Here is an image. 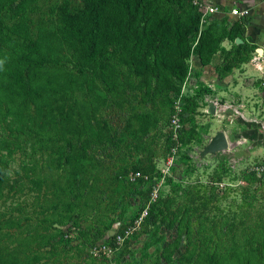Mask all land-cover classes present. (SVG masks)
Segmentation results:
<instances>
[{
    "label": "rangeland",
    "instance_id": "1",
    "mask_svg": "<svg viewBox=\"0 0 264 264\" xmlns=\"http://www.w3.org/2000/svg\"><path fill=\"white\" fill-rule=\"evenodd\" d=\"M178 2L183 17L187 6ZM34 4L27 17L47 26L59 17L82 21L87 8V0ZM216 7L198 24L213 44L209 62L190 54L173 92L146 95L144 78L125 74L130 88L115 95L119 119L110 100L99 107L106 139L85 150L82 171L68 169L58 142L32 149L31 137H21L22 148L0 165V250L23 264H264V43L255 40L264 5L256 0L243 23L249 39L233 40L223 36L236 31L230 3ZM237 44L238 58L225 70ZM219 131L226 149L205 151ZM198 183L207 187L204 205L190 199ZM7 218L18 222L2 226Z\"/></svg>",
    "mask_w": 264,
    "mask_h": 264
},
{
    "label": "trees",
    "instance_id": "2",
    "mask_svg": "<svg viewBox=\"0 0 264 264\" xmlns=\"http://www.w3.org/2000/svg\"><path fill=\"white\" fill-rule=\"evenodd\" d=\"M163 1L165 7L154 0H87L82 21L59 17L47 26L27 17L26 12L35 8L34 0H0V165H7L22 148L25 135L31 137L32 149H51L58 142L68 169L80 172L85 150L106 139L97 117L99 107L110 100L114 117L119 119L115 95L118 88H130L125 74L144 78L146 95L163 89L173 92L185 76L190 54L197 55L202 65L209 62L213 44L205 30L198 32L199 11L183 0L187 7L182 17L180 5L175 6L178 0ZM247 17L236 18V31L223 36L242 38ZM239 47L234 45L230 56L226 52L229 64L225 70L238 58ZM95 80L104 96L95 92ZM135 88L140 89L139 83ZM2 170L0 192L5 178ZM206 188L198 183L191 202L204 205L200 192ZM212 196L210 191L206 200ZM149 212L151 208L146 215ZM17 222L18 218H7L2 226ZM22 238L28 244V234ZM0 264L23 262L11 249L2 248ZM235 264L250 263L244 259Z\"/></svg>",
    "mask_w": 264,
    "mask_h": 264
},
{
    "label": "built area",
    "instance_id": "3",
    "mask_svg": "<svg viewBox=\"0 0 264 264\" xmlns=\"http://www.w3.org/2000/svg\"><path fill=\"white\" fill-rule=\"evenodd\" d=\"M199 11L198 24H202L206 17L215 15L218 11L216 5L207 4L204 0H187ZM264 3V0H262ZM227 14L235 18L247 17L250 15V9L246 6L231 5L227 8Z\"/></svg>",
    "mask_w": 264,
    "mask_h": 264
},
{
    "label": "crops",
    "instance_id": "4",
    "mask_svg": "<svg viewBox=\"0 0 264 264\" xmlns=\"http://www.w3.org/2000/svg\"><path fill=\"white\" fill-rule=\"evenodd\" d=\"M204 1L207 4H210V5H218V6H222L223 7V5H226L227 3H230V6H231V3L233 1H235V0H204ZM238 1H240V5L246 6V7H248L250 9V15L249 16H252L255 13V11H257V8L255 10V7H254V4H256V0H238ZM263 5H264V3H263ZM262 17H264V13L263 12H262ZM245 35L246 34H244L242 36L244 37ZM244 38L249 39V37H244ZM255 40L257 42L264 43V30H262V29L259 30V32L256 34ZM241 90L244 91L245 89H241Z\"/></svg>",
    "mask_w": 264,
    "mask_h": 264
},
{
    "label": "water",
    "instance_id": "5",
    "mask_svg": "<svg viewBox=\"0 0 264 264\" xmlns=\"http://www.w3.org/2000/svg\"><path fill=\"white\" fill-rule=\"evenodd\" d=\"M208 111L212 113L214 111V106L212 103L208 104ZM228 146V140L224 132L219 131L215 135H213L208 143L205 146V151L213 152L219 149H225Z\"/></svg>",
    "mask_w": 264,
    "mask_h": 264
},
{
    "label": "clouds",
    "instance_id": "6",
    "mask_svg": "<svg viewBox=\"0 0 264 264\" xmlns=\"http://www.w3.org/2000/svg\"><path fill=\"white\" fill-rule=\"evenodd\" d=\"M0 64H2V62H0Z\"/></svg>",
    "mask_w": 264,
    "mask_h": 264
},
{
    "label": "bare ground",
    "instance_id": "7",
    "mask_svg": "<svg viewBox=\"0 0 264 264\" xmlns=\"http://www.w3.org/2000/svg\"><path fill=\"white\" fill-rule=\"evenodd\" d=\"M226 149V148H225Z\"/></svg>",
    "mask_w": 264,
    "mask_h": 264
}]
</instances>
